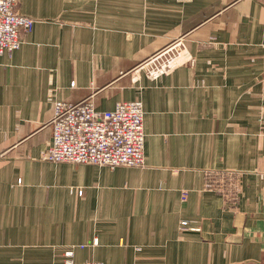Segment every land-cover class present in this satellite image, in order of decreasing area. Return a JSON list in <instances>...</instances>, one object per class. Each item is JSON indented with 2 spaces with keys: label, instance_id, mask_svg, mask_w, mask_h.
Returning a JSON list of instances; mask_svg holds the SVG:
<instances>
[{
  "label": "crops",
  "instance_id": "obj_1",
  "mask_svg": "<svg viewBox=\"0 0 264 264\" xmlns=\"http://www.w3.org/2000/svg\"><path fill=\"white\" fill-rule=\"evenodd\" d=\"M263 2L19 0L34 25L0 59V264H264ZM87 98L142 102L144 167L41 158L54 102Z\"/></svg>",
  "mask_w": 264,
  "mask_h": 264
},
{
  "label": "built area",
  "instance_id": "obj_2",
  "mask_svg": "<svg viewBox=\"0 0 264 264\" xmlns=\"http://www.w3.org/2000/svg\"><path fill=\"white\" fill-rule=\"evenodd\" d=\"M18 2L0 0V59L20 48L21 31L30 33L33 29L34 21L17 12ZM144 115L140 100L120 101L107 111L97 110L90 98L76 104L56 101L51 142L41 157L52 163L142 168L145 166ZM188 229L186 222H182L179 230ZM65 256V264H104L100 261L76 263L72 251H67Z\"/></svg>",
  "mask_w": 264,
  "mask_h": 264
},
{
  "label": "rangeland",
  "instance_id": "obj_3",
  "mask_svg": "<svg viewBox=\"0 0 264 264\" xmlns=\"http://www.w3.org/2000/svg\"><path fill=\"white\" fill-rule=\"evenodd\" d=\"M166 58H167V55H164V56H161V55H155L154 57L152 56V57H150L149 58V61H148V63H149V66L148 67H154L155 68V66H157V67H159V66H161V65H163L164 63H165V60H166ZM156 59V60H155ZM155 60V62H153ZM165 66V65H164ZM163 66V67H164ZM162 67V66H161ZM42 158V157H41Z\"/></svg>",
  "mask_w": 264,
  "mask_h": 264
}]
</instances>
